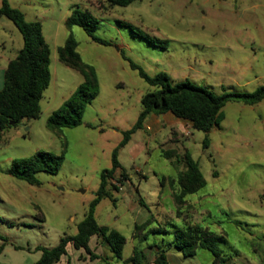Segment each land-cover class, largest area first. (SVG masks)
Returning a JSON list of instances; mask_svg holds the SVG:
<instances>
[{"label":"rangeland","instance_id":"1","mask_svg":"<svg viewBox=\"0 0 264 264\" xmlns=\"http://www.w3.org/2000/svg\"><path fill=\"white\" fill-rule=\"evenodd\" d=\"M7 1L26 21L41 25L49 47L50 83L42 92L39 117L7 128L0 139V235L5 238L0 240V264H33L41 256L38 247L53 248L60 238L77 233L100 174L112 167L113 151L136 122L140 98L150 89L125 58L148 76L165 72L173 83L189 82L214 96L251 93L264 86V0H136L109 9L105 0ZM73 9H89L98 19L94 35L111 44L95 43L78 26L69 31L64 22ZM116 20L166 40L167 47L149 44ZM10 25L15 29L11 21ZM69 33L82 61L95 69L99 88L84 110L82 124L64 128L58 137L46 128V120L83 82L81 74L57 58V47ZM166 133L151 138L145 129L137 130L116 154L144 205L129 210L121 194L108 186L112 198L102 199L94 209L99 225L125 237L122 259L138 246L146 256L142 264H154L156 250L147 243L171 239V234L151 235L147 242L136 243L134 226L149 215L156 219L154 226L163 224L169 231L172 224L182 223L175 217L168 186L160 184L163 177L175 178L183 169L180 163L171 164L158 146ZM191 133L181 142L198 162L205 185L185 197L184 214L190 222L224 236L220 247L231 257L228 264H264V100L254 106H223L218 125L207 134L206 148V134L194 129ZM64 147L58 173H37L38 185L8 174L13 159L36 151L59 155ZM118 183L116 178L110 181L119 188ZM123 188L124 182L118 191ZM96 244L93 238L90 246L99 260L68 244L57 264H124L106 246ZM167 254L176 257L169 264H212L211 254L204 250L185 257L170 248Z\"/></svg>","mask_w":264,"mask_h":264},{"label":"trees","instance_id":"2","mask_svg":"<svg viewBox=\"0 0 264 264\" xmlns=\"http://www.w3.org/2000/svg\"><path fill=\"white\" fill-rule=\"evenodd\" d=\"M107 9L115 6L125 7L136 0H105ZM9 19L19 34L23 44L16 56L11 59L5 70L3 86L0 90V139L3 131L11 126H17L23 119H35L41 112L40 99L43 90L50 83L49 72V47L41 32L38 22H28L23 13L11 7L7 0H1L0 17ZM116 23L129 28L130 32L144 39L153 46L167 47V41L151 37L137 27L122 20ZM65 27L70 31L72 27L82 28L91 39L101 45H110L111 42L98 38L94 31L98 26V19L89 9H73L65 19ZM57 58L63 65L75 70L83 77V82L73 91L62 105L54 110L46 120V128L56 136L62 135L64 128H75L82 124L85 108L98 95L99 83L95 69L84 63L77 52V43L71 33L65 42L57 47ZM131 67L147 83L150 89L141 96V110L133 126L126 130L123 139L113 151L112 167L100 174V184L95 193V198L89 205L84 219L77 225V233L73 236L60 238L59 243L53 248L38 247L41 251L40 258L33 264H56L67 253V245L71 244L75 250H84L92 259L99 257L91 251L89 243L96 237L106 246L114 257L122 260L124 264H142L146 258L142 248L134 247L132 255L122 259L121 252L126 243L125 237L117 230L108 226L99 225L94 216L96 205L104 198H112L108 186L110 181L119 175L121 182L129 179L128 174L117 161V151L124 147L130 137L137 130L144 128L147 117L171 113L176 118L190 124L192 129L206 134L203 147L208 146L207 134L219 123L220 111L227 103H241L254 106L264 100V86L251 93H223L214 96L206 89L189 82L173 83L165 72L148 76L137 64L125 58ZM65 147L61 154L56 155L47 151H36L29 157L13 159L8 174L25 181L29 185H38L35 175L39 172L57 174L64 160ZM163 156L171 164L183 166L175 178L163 177L160 184L167 185L170 197L175 207V217L181 220V225L172 224L169 231L163 224L153 225L156 219L153 215L140 224H135L133 238L137 244L147 242L151 235L171 234L168 241L147 243L148 248H155L154 264H169L167 251L177 249L183 256H195L197 251L204 250L211 254L212 264H228L231 257H225L220 243L225 242L223 235H216L200 224L190 222L184 214L187 207L185 197L196 193L205 185V180L200 172L198 162L194 160L188 150L182 155L173 150L163 151ZM1 220V218H0ZM0 240L5 238L0 235ZM4 244V243H3ZM1 245V249L2 246Z\"/></svg>","mask_w":264,"mask_h":264},{"label":"crops","instance_id":"3","mask_svg":"<svg viewBox=\"0 0 264 264\" xmlns=\"http://www.w3.org/2000/svg\"><path fill=\"white\" fill-rule=\"evenodd\" d=\"M15 29H13V27L10 25L9 19H7L5 16L0 17V90L3 86L4 70L8 62L16 56L17 52L21 49L23 44V41H20L22 39L18 38ZM4 32H6L7 34L6 36L3 35ZM10 35L13 36L14 38H10ZM143 129H145L148 132V136L151 138L159 135L162 132L167 131V133L165 134V138H163V141L158 146L162 152L165 150H173L179 155L183 154L185 151V148L181 140L186 137L192 136L191 133L192 127L190 126V124L176 118L171 113H165L160 116L153 114L149 115L145 121ZM139 171L141 172V170ZM140 176L144 177L142 172L140 173ZM117 192L121 194V201L131 211H138L137 204L138 206L144 205L142 199L139 196L138 189L134 188L130 178L124 182L123 190ZM162 194H163L162 191L159 190L157 197L161 198ZM140 211L145 215L144 213L145 211L143 210ZM93 238H91L90 242L92 241ZM96 242H97L96 245L100 247H105L100 243V240L97 238H96ZM89 247L91 249L90 243H89ZM91 251L93 252L92 249ZM93 254L95 253L93 252ZM97 256L99 257V255ZM167 256H168V263L171 261L172 258L174 259L176 258L174 254L173 255L167 254Z\"/></svg>","mask_w":264,"mask_h":264},{"label":"built area","instance_id":"4","mask_svg":"<svg viewBox=\"0 0 264 264\" xmlns=\"http://www.w3.org/2000/svg\"><path fill=\"white\" fill-rule=\"evenodd\" d=\"M115 178H116V180L119 182L118 185H119V188H120V187L123 185V181H122V182L120 181L121 178L119 177V175H116ZM116 187H117V186H116ZM119 188H118V189H119Z\"/></svg>","mask_w":264,"mask_h":264}]
</instances>
